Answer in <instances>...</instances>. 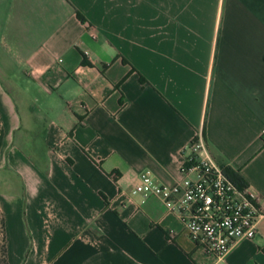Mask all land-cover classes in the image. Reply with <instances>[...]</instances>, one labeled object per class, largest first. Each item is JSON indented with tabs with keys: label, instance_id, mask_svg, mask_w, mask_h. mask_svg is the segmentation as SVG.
<instances>
[{
	"label": "crops",
	"instance_id": "0c3cea01",
	"mask_svg": "<svg viewBox=\"0 0 264 264\" xmlns=\"http://www.w3.org/2000/svg\"><path fill=\"white\" fill-rule=\"evenodd\" d=\"M200 134L264 207V0H0V264H264L133 193Z\"/></svg>",
	"mask_w": 264,
	"mask_h": 264
},
{
	"label": "built area",
	"instance_id": "2783aa9c",
	"mask_svg": "<svg viewBox=\"0 0 264 264\" xmlns=\"http://www.w3.org/2000/svg\"><path fill=\"white\" fill-rule=\"evenodd\" d=\"M181 172L182 181L173 185L160 184L150 172H144L133 193L162 199L168 211L179 217L188 236L219 260L237 241L256 237L264 220L259 196L227 175L201 134L190 143Z\"/></svg>",
	"mask_w": 264,
	"mask_h": 264
},
{
	"label": "trees",
	"instance_id": "16d2710c",
	"mask_svg": "<svg viewBox=\"0 0 264 264\" xmlns=\"http://www.w3.org/2000/svg\"><path fill=\"white\" fill-rule=\"evenodd\" d=\"M226 173H227V175L229 176V173H228V171L226 170ZM230 177V176H229ZM231 178V177H230Z\"/></svg>",
	"mask_w": 264,
	"mask_h": 264
}]
</instances>
